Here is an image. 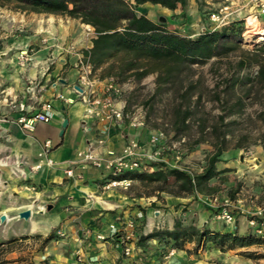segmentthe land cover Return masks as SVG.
<instances>
[{"label": "crops", "instance_id": "obj_1", "mask_svg": "<svg viewBox=\"0 0 264 264\" xmlns=\"http://www.w3.org/2000/svg\"><path fill=\"white\" fill-rule=\"evenodd\" d=\"M147 5L152 4L143 6ZM69 20L71 18L61 15L14 13L0 9V216H9L10 222L21 232L20 236H47L59 228L61 237L53 240L58 247L49 248L55 251L51 256L56 264H69L77 254L86 263L89 259H96V264L230 263L231 254L244 249L222 252L215 245L208 244L205 249L195 252L194 243L176 249L157 240L150 241L147 249L136 245L141 235L157 230L172 231L187 204L192 203L189 209L196 201L211 207L209 196L178 197L162 193V204L156 196L140 197L134 195L132 189L110 185L107 170L83 165L75 167V178L65 176V170L79 161L78 154L88 152L90 148L96 147V154L105 160L122 157L132 139L139 141L143 151H150L146 144L148 138L141 139L140 129L130 127L127 122L122 129L110 131L105 147L96 145L93 121L73 92L78 83L76 65L85 61L68 51L70 39L66 37L64 23ZM90 48L91 41L81 51L82 58L83 51ZM20 52L32 53L27 56L29 63L19 61ZM45 102H51L53 106V119L37 124L33 132L24 130L19 118L31 117ZM64 119L68 124L60 136ZM48 140L52 149L41 155ZM105 151L114 152V155L107 156ZM220 163L217 164L218 171L230 168H219ZM228 174H220L210 186L216 187L214 180ZM132 184L130 187L139 183ZM251 204L240 200L241 206ZM25 210H31V218L22 221L17 215ZM211 215V210L206 211L201 225L182 222L186 226L237 232L241 236L257 234L247 216H238L235 225L224 226ZM130 220L135 223L133 231L125 226ZM112 225L119 228L116 235L110 233ZM261 229L264 233V224ZM127 235H132L136 246L131 257L124 253ZM243 264L255 263L248 260ZM256 264H264V259L256 260Z\"/></svg>", "mask_w": 264, "mask_h": 264}, {"label": "rangeland", "instance_id": "obj_2", "mask_svg": "<svg viewBox=\"0 0 264 264\" xmlns=\"http://www.w3.org/2000/svg\"><path fill=\"white\" fill-rule=\"evenodd\" d=\"M230 1L232 2L188 0V6L185 9L179 8L176 11L155 5L138 8L139 15L142 13L156 23L165 24L168 30L190 38H197L216 28L218 23L213 22L211 16L220 15L221 20L225 19L228 24L222 27L220 23L216 31H221L230 25H235L236 29H243L239 43L228 55L213 58L205 64L182 66L178 71L175 70L171 81L166 80L161 63L148 60L142 61V64L151 70V73L140 81L133 76L124 82L114 78L99 80V73H101L99 70L92 76L101 82L113 79L122 93L119 101L125 113L129 116L138 114L145 116V126L138 131L141 139L148 138L146 143L148 147L152 133L156 131L165 133L167 143L163 158L169 165L190 170L194 174L200 173L206 166L208 158L215 153L216 145H219L223 136L226 135L225 151L218 166L219 168L229 166L230 168L225 170L229 174L214 180L217 192L207 196L209 199L217 197L219 206L229 201L233 204L237 218L247 216L250 220L254 211L264 207V149L261 144L263 124L259 119V114L264 112V88L258 82V73L264 69V19L260 20L254 31H250L252 27H247L246 19L258 10L254 0ZM226 6H229L228 11H225ZM0 9L14 13L20 12L10 6L0 7ZM64 24L67 26L66 37L70 39L68 51L72 56L76 54L82 60L81 51L85 50V46L89 45V41L94 37L89 32L92 30H88L86 25L78 20L71 19ZM26 54L19 53L18 59L21 63H29L27 56L32 53ZM241 61H245L246 64L241 66ZM231 77L239 78L245 84H239L235 90H227L225 84ZM189 85H194V90L183 98V93ZM238 99L244 100V111L231 113L229 110ZM181 108L183 110L189 108L192 114L185 128L177 134L175 130L177 112L181 111ZM177 152L182 155L179 162L176 160ZM144 161L145 164L154 163ZM124 187L132 189V193L136 196L150 197L148 195L152 194L164 204L162 193H153L152 187L146 188L140 183L137 186ZM240 200H247L252 204L249 207L241 206ZM209 204L211 207L196 201L190 209L189 206L192 203L187 204V208L181 210V218L178 220L201 225V218H204L206 211L211 210L210 217L220 225L226 226L223 221L216 218L219 209L212 206L210 202ZM1 217H4L3 221ZM17 218L27 221L31 215L28 219H21L18 214ZM18 230L17 225L10 222L9 216L5 214L0 216V264H56L53 262L54 256H51L55 251L49 250L50 247L54 249L58 247L53 243L54 241L43 246L42 241L46 235L20 236L21 232ZM59 230V228L54 230L56 238L61 237ZM246 251L264 255V246L231 254V262L228 264H243L251 260L241 255ZM252 261L256 264V260Z\"/></svg>", "mask_w": 264, "mask_h": 264}, {"label": "trees", "instance_id": "obj_3", "mask_svg": "<svg viewBox=\"0 0 264 264\" xmlns=\"http://www.w3.org/2000/svg\"><path fill=\"white\" fill-rule=\"evenodd\" d=\"M146 4L176 11L179 8L185 9L188 0H0V7L10 6L25 13L67 16L92 28L94 37L91 39V48L83 51V60L91 66L92 74L98 70L101 72L99 80L114 78L124 82L133 76L140 81L151 73L142 64V61L148 60L161 63L166 80L171 81L175 70L178 71L182 66L205 64L213 58L228 55L239 43L243 33V29L230 25L221 31H207L197 38L183 37L168 30L165 24L139 15L137 9ZM245 64V61L240 62L241 66ZM240 80L233 77L227 79L226 89L235 90L239 84H245ZM258 82L264 88V69L258 73ZM193 90L194 85H189L183 98ZM182 108L177 112V134L185 128L192 114L189 108ZM244 108V100L238 99L229 111L242 113ZM259 119L263 124L261 144L264 149V112L259 114ZM225 137L216 145L215 153L208 158L202 172L193 176L183 169L154 162L144 163L140 170L123 171L117 175L108 171L106 178L109 183L124 180L140 183L146 188L152 187L153 193L157 194L169 193L178 197L210 195L217 192V188L210 186V182L227 172L218 171L217 168L225 151ZM54 233L52 230L43 239V246L56 240ZM152 240L170 244L176 249L194 243L195 252L205 249L208 244L215 245L222 252L264 246V236L258 234L241 236L237 232H218L206 227L199 229L194 225L186 226L180 220L175 222L172 231L157 230L141 235L136 245L147 249ZM241 255L251 260L264 259L263 254L256 252L246 251Z\"/></svg>", "mask_w": 264, "mask_h": 264}, {"label": "built area", "instance_id": "obj_4", "mask_svg": "<svg viewBox=\"0 0 264 264\" xmlns=\"http://www.w3.org/2000/svg\"><path fill=\"white\" fill-rule=\"evenodd\" d=\"M227 2H232L227 0ZM255 7L258 10L252 13L247 19V27H252L251 30H255L260 22L264 19V0H254ZM229 10V6L225 7V11ZM211 20L218 23V26L212 31H216L220 26H226L228 22L225 19L221 20L220 15L213 14ZM252 20V21H250ZM221 25L219 26V24ZM88 30H92L89 26H86ZM250 30V31H251ZM93 34V30L89 31ZM26 54V52H21V54ZM83 60V59H82ZM81 60V61H82ZM77 76L78 83L74 87L73 92L78 96L79 100L85 105L86 115L92 119L93 127L96 131V145L99 147H105L112 129H122L124 123H129L130 127L134 129H143L145 126V116L143 114H138L134 116H129L125 113L124 107L120 106V97L122 95L121 91L117 88L115 81L113 79H108L100 85L101 81L96 80L92 76L91 66L87 61L77 63ZM61 99V97L59 96ZM72 102V101H70ZM122 104V103H121ZM54 117V109L51 102H45L40 106V108L29 118L21 117L19 118V124L21 127L28 131L33 132L35 126L39 123H48ZM184 142V141H183ZM167 143V136L162 131H156L151 134L149 138V147L151 148L149 152L143 151L139 141L130 140L128 145L124 150L122 157L115 160H105L100 155L96 154V147L90 148L88 152L79 153V161L73 163L65 170V176L68 178H75L77 175L74 170L75 167H81L83 165H89L95 169H103L112 172L117 175L123 171L128 170H140L142 165H144V160L151 162H161L169 165L167 161L163 158L165 153V146ZM52 149L51 142L45 141L44 149L41 155H46ZM107 156H113L114 152L105 151ZM181 153L177 152L176 160L179 162L181 160ZM173 168H180L175 165H169ZM39 168V166H37ZM190 175H195L190 170L183 169ZM203 169H201L202 172ZM133 181H116L110 183L112 186H130ZM212 206L219 209L216 218L223 221L226 225H235L237 220L236 211L233 208V204L226 201L223 205L219 204V199L217 197H212L210 199ZM252 218L249 223L252 227H256L257 234L264 236L262 231V226L264 224V207L259 208L258 211L252 213ZM125 226L133 231L135 228L134 221H127ZM119 232L117 225L110 226V233L116 235ZM124 253L127 257H131L135 252V242L132 241V235H127L125 239ZM96 259H89L86 261L80 255H76L75 258L70 261L69 264H96Z\"/></svg>", "mask_w": 264, "mask_h": 264}, {"label": "water", "instance_id": "obj_5", "mask_svg": "<svg viewBox=\"0 0 264 264\" xmlns=\"http://www.w3.org/2000/svg\"><path fill=\"white\" fill-rule=\"evenodd\" d=\"M67 124H68L67 119H64L62 124H61L62 130L60 131V136L63 135L64 129L67 127ZM30 215H31V212L29 210H25V211L19 213V218L28 219L30 217ZM1 220L3 221L4 217H1Z\"/></svg>", "mask_w": 264, "mask_h": 264}, {"label": "bare ground", "instance_id": "obj_6", "mask_svg": "<svg viewBox=\"0 0 264 264\" xmlns=\"http://www.w3.org/2000/svg\"><path fill=\"white\" fill-rule=\"evenodd\" d=\"M250 21H252V20H250ZM252 31V30H251ZM253 31H254V29H253ZM30 212H31V210H29Z\"/></svg>", "mask_w": 264, "mask_h": 264}]
</instances>
